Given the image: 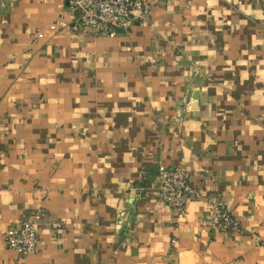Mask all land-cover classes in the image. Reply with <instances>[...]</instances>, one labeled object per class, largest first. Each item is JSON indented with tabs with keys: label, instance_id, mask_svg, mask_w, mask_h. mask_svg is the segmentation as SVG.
I'll return each mask as SVG.
<instances>
[{
	"label": "crops",
	"instance_id": "crops-1",
	"mask_svg": "<svg viewBox=\"0 0 264 264\" xmlns=\"http://www.w3.org/2000/svg\"><path fill=\"white\" fill-rule=\"evenodd\" d=\"M151 7L79 37L65 0L0 4V264H264V0ZM160 166L199 193L183 220ZM216 204L238 227L203 229Z\"/></svg>",
	"mask_w": 264,
	"mask_h": 264
},
{
	"label": "built area",
	"instance_id": "built-area-1",
	"mask_svg": "<svg viewBox=\"0 0 264 264\" xmlns=\"http://www.w3.org/2000/svg\"><path fill=\"white\" fill-rule=\"evenodd\" d=\"M6 0H0L3 5ZM72 13L71 31L79 37L93 34L95 37H113L128 32L135 23L146 22L151 15V0H65ZM189 1V0H188ZM42 35H39L41 38ZM159 196L167 206L177 212V220L188 216L191 201L199 197L185 169H167L160 166ZM37 216L23 220L11 227L6 236L7 247L18 257L25 259L36 250L38 239ZM238 227L231 211L224 204H216L203 222L205 231L229 233ZM175 242V241H173ZM263 242H258V245ZM24 264V263H22Z\"/></svg>",
	"mask_w": 264,
	"mask_h": 264
},
{
	"label": "rangeland",
	"instance_id": "rangeland-1",
	"mask_svg": "<svg viewBox=\"0 0 264 264\" xmlns=\"http://www.w3.org/2000/svg\"><path fill=\"white\" fill-rule=\"evenodd\" d=\"M40 35V34H39Z\"/></svg>",
	"mask_w": 264,
	"mask_h": 264
}]
</instances>
